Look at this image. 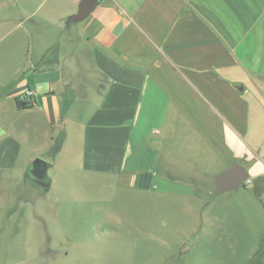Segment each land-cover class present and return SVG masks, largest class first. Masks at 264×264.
I'll list each match as a JSON object with an SVG mask.
<instances>
[{
    "label": "crops",
    "instance_id": "1",
    "mask_svg": "<svg viewBox=\"0 0 264 264\" xmlns=\"http://www.w3.org/2000/svg\"><path fill=\"white\" fill-rule=\"evenodd\" d=\"M79 1L46 13L27 65L0 57V211L35 158L147 190L155 178L186 187L204 264H264V0H98L70 22ZM228 171L246 179L216 194Z\"/></svg>",
    "mask_w": 264,
    "mask_h": 264
},
{
    "label": "rangeland",
    "instance_id": "2",
    "mask_svg": "<svg viewBox=\"0 0 264 264\" xmlns=\"http://www.w3.org/2000/svg\"><path fill=\"white\" fill-rule=\"evenodd\" d=\"M59 7L72 4L0 0L2 63L27 65V57L43 50L46 13L56 16ZM19 174L0 211V264H204V242H188L202 220L188 214L183 184L154 178L150 190L136 188L127 175L88 173L57 161L47 171L54 183L45 193ZM220 243L223 255L237 250L240 259L251 248V242ZM188 244L195 247L191 255Z\"/></svg>",
    "mask_w": 264,
    "mask_h": 264
},
{
    "label": "water",
    "instance_id": "3",
    "mask_svg": "<svg viewBox=\"0 0 264 264\" xmlns=\"http://www.w3.org/2000/svg\"><path fill=\"white\" fill-rule=\"evenodd\" d=\"M98 5V0H80L77 6V11L72 14L68 20L70 22L83 21ZM49 164L40 158H35L30 166H28L24 180L29 181L32 184L40 185L43 189L49 188V180L47 178V169ZM31 172L30 174H28ZM246 176L240 178H234L230 175V171L219 176L216 180L215 193L219 194L224 191V187H230V189H236Z\"/></svg>",
    "mask_w": 264,
    "mask_h": 264
},
{
    "label": "trees",
    "instance_id": "4",
    "mask_svg": "<svg viewBox=\"0 0 264 264\" xmlns=\"http://www.w3.org/2000/svg\"><path fill=\"white\" fill-rule=\"evenodd\" d=\"M15 103H16V108L17 109H25L27 108L25 102L23 100H19L18 98L15 99ZM64 137H65V133L64 131H60L58 136L56 137V140H55V144L56 145H60V143L64 140Z\"/></svg>",
    "mask_w": 264,
    "mask_h": 264
},
{
    "label": "built area",
    "instance_id": "5",
    "mask_svg": "<svg viewBox=\"0 0 264 264\" xmlns=\"http://www.w3.org/2000/svg\"><path fill=\"white\" fill-rule=\"evenodd\" d=\"M32 97H33V91L26 90L25 93H24L23 101L25 102L27 107L33 105Z\"/></svg>",
    "mask_w": 264,
    "mask_h": 264
},
{
    "label": "flooded vegetation",
    "instance_id": "6",
    "mask_svg": "<svg viewBox=\"0 0 264 264\" xmlns=\"http://www.w3.org/2000/svg\"><path fill=\"white\" fill-rule=\"evenodd\" d=\"M31 172H29L28 174H30Z\"/></svg>",
    "mask_w": 264,
    "mask_h": 264
}]
</instances>
